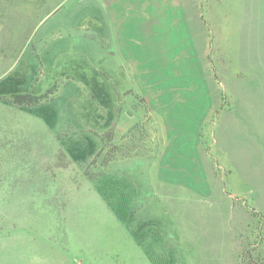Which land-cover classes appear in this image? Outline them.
Masks as SVG:
<instances>
[{
	"label": "rangeland",
	"instance_id": "374dc122",
	"mask_svg": "<svg viewBox=\"0 0 264 264\" xmlns=\"http://www.w3.org/2000/svg\"><path fill=\"white\" fill-rule=\"evenodd\" d=\"M86 5L0 0V264H264V180L236 194L213 152L217 112L264 101V57L210 42L192 69L172 42L158 75Z\"/></svg>",
	"mask_w": 264,
	"mask_h": 264
},
{
	"label": "crops",
	"instance_id": "0c3cea01",
	"mask_svg": "<svg viewBox=\"0 0 264 264\" xmlns=\"http://www.w3.org/2000/svg\"><path fill=\"white\" fill-rule=\"evenodd\" d=\"M85 2L87 5L84 9L106 11L109 24L126 27L124 33L126 41L154 43L150 44L152 60L149 65L154 67L155 73H158L160 68L162 72L164 69L165 75L169 74V62L168 60L164 62L162 58L172 55L169 46L172 42L188 43L187 58L190 62L188 66L192 69L203 65L202 59L208 56L210 42L223 40L245 42L250 52L240 54V57H264V0H243V4H234L238 0H85ZM73 8L78 9L74 6ZM241 29H244V32H240ZM198 42L204 43L202 45L204 52H201L199 45L196 47L195 44ZM254 43H260L258 46L262 48L257 49ZM251 88L253 86L242 87L243 90ZM165 96L167 97V92ZM249 98L251 101H237V111L220 109L215 119L213 144L215 161L219 168L229 171L231 186L236 194L248 191L252 181L264 180V101H256L258 99L251 96ZM200 103L198 107L200 106L202 110L190 115L189 118L181 115V119H177L178 122L200 123L198 120L204 122L207 116L203 111L204 102ZM220 105L219 101L216 107ZM179 106L192 108L194 105L181 103ZM241 181L247 182L248 186L242 188Z\"/></svg>",
	"mask_w": 264,
	"mask_h": 264
},
{
	"label": "trees",
	"instance_id": "16d2710c",
	"mask_svg": "<svg viewBox=\"0 0 264 264\" xmlns=\"http://www.w3.org/2000/svg\"><path fill=\"white\" fill-rule=\"evenodd\" d=\"M20 102H25V101H20ZM254 213L257 214L260 217V225H259V237L260 239H262L263 236V214H261L259 211H256V209H254Z\"/></svg>",
	"mask_w": 264,
	"mask_h": 264
}]
</instances>
